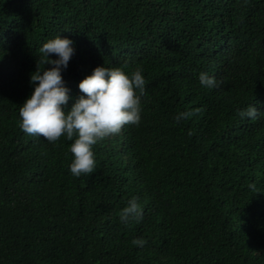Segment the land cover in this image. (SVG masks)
Returning a JSON list of instances; mask_svg holds the SVG:
<instances>
[{
    "label": "trees",
    "instance_id": "obj_1",
    "mask_svg": "<svg viewBox=\"0 0 264 264\" xmlns=\"http://www.w3.org/2000/svg\"><path fill=\"white\" fill-rule=\"evenodd\" d=\"M60 33L71 97L98 65L145 77L140 123L79 177L72 140L19 127ZM132 196L142 219L125 224ZM0 264H264V0H0Z\"/></svg>",
    "mask_w": 264,
    "mask_h": 264
},
{
    "label": "clouds",
    "instance_id": "obj_2",
    "mask_svg": "<svg viewBox=\"0 0 264 264\" xmlns=\"http://www.w3.org/2000/svg\"><path fill=\"white\" fill-rule=\"evenodd\" d=\"M39 51L44 64L51 67L41 70L37 64L36 70L30 73L33 90L20 105L19 127L49 142L65 135L73 141L69 145L73 154L70 173L77 177L91 173L96 167L93 146L105 137L119 133L124 125H138L141 121V101L145 91L142 69L128 73L121 66L98 65L79 81L80 94L73 98L62 74L75 54L74 41L60 33L44 42ZM198 80L207 88L216 86L215 77L207 72L201 71ZM261 112L256 105L250 104L240 111V115L255 119ZM190 115L191 111H182L176 119ZM119 218L125 224L130 219H142V208L136 196L129 198ZM133 243L143 246L145 241L137 238Z\"/></svg>",
    "mask_w": 264,
    "mask_h": 264
}]
</instances>
